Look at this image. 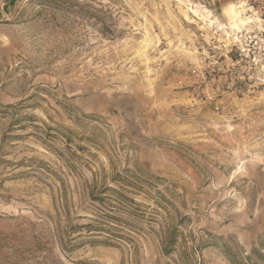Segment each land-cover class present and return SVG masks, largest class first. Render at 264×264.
Segmentation results:
<instances>
[{"label": "rangeland", "instance_id": "374dc122", "mask_svg": "<svg viewBox=\"0 0 264 264\" xmlns=\"http://www.w3.org/2000/svg\"><path fill=\"white\" fill-rule=\"evenodd\" d=\"M0 103L76 134L0 154V264L264 263V0H0Z\"/></svg>", "mask_w": 264, "mask_h": 264}, {"label": "trees", "instance_id": "16d2710c", "mask_svg": "<svg viewBox=\"0 0 264 264\" xmlns=\"http://www.w3.org/2000/svg\"><path fill=\"white\" fill-rule=\"evenodd\" d=\"M50 1L51 3L59 4L61 3V0H45ZM68 2H72V0H67ZM102 14V13H101ZM94 19H96L100 25H103L104 28L106 27V20L108 18L106 17H96L94 16ZM103 35L110 38H115L114 33L110 29H103ZM24 103H20L17 105H5L0 103V120L1 124L4 120L10 121L9 127L3 131L1 136V145H0V154H1V168L4 167V169L7 167H12L13 169L19 168L21 166H24L26 164L25 160L17 162V161H7L5 159L6 156L9 155L10 151H6L8 148L14 149L12 142L14 141H20L24 139H28L30 137L36 138L38 141H40L43 145H48V140H54L59 139L62 137L67 144L73 142V136L76 135L73 131L67 130L63 128L62 126H58L57 129H54L53 127L43 124V127L38 125L37 117L33 114H27L24 113V109L26 107L23 105ZM31 131V132H30ZM20 132V135H17V133ZM63 132V133H62ZM51 150H56L54 147L49 146L48 147ZM82 148V147H79ZM9 149V150H10ZM58 152V151H57ZM61 154V153H60ZM64 156V155H63ZM128 172V171H125ZM128 188L127 185H124L123 188ZM97 191H94V189H91L89 192V197L92 202L97 203H105L110 198H115L116 200H119L121 202H126L127 209H131L133 206L137 205V202L135 199L125 195L122 191L115 187H107L104 186L102 189H100V192L96 193ZM64 197H67V190H63ZM112 210L116 211L119 210L120 213L127 214L131 218L134 215L128 211V210H121L118 209V207H112ZM107 218L112 220V224L115 226V224L118 225V223L127 225L130 227H133L131 223L127 222L125 219L119 217L118 215H105ZM70 220V217L68 218ZM98 220H94V222H97ZM113 225L108 226V228L104 227L105 225H102V223L99 224H87V225H77L74 229H72V223L71 221H68V226H71V229L74 230V232L80 231L85 232L89 234V236H96L95 234H108L112 237V239L115 237L116 239L126 240L127 237L121 235L120 229L118 227H114ZM210 236H213L209 234ZM114 238V239H115ZM160 242L163 246V251L167 256L173 255L176 252V248L178 247L179 243V231L172 227L168 228L165 231L161 232L160 235ZM95 240V239H94ZM99 242V241H94ZM107 244L110 243V239H108ZM199 249L201 250V247L194 246L193 248H185V251L180 255L179 257V264H198L195 260L196 253L199 252ZM228 252V251H227ZM256 253V251H254ZM257 255L261 260L264 262V253L257 252ZM231 263L232 264H261L253 259V257L247 258V263L243 260L237 257L236 255H230ZM264 264V263H263Z\"/></svg>", "mask_w": 264, "mask_h": 264}]
</instances>
